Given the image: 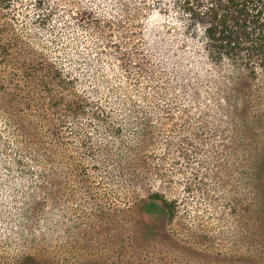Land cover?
I'll list each match as a JSON object with an SVG mask.
<instances>
[{
  "label": "rangeland",
  "instance_id": "rangeland-1",
  "mask_svg": "<svg viewBox=\"0 0 264 264\" xmlns=\"http://www.w3.org/2000/svg\"><path fill=\"white\" fill-rule=\"evenodd\" d=\"M138 2L144 14L136 22L146 17L161 29L177 22L176 7L159 6L172 0ZM178 37L201 66L211 63L195 48L200 31ZM73 50L79 65L97 68L80 53L83 45ZM214 71L224 72L218 65ZM250 80V115L230 126L215 111L196 110L190 119L155 113V157L129 173V144L86 118L67 119L55 141L66 155L52 168L27 156L19 163L14 135L0 119V264H264V182L256 173L264 165V68ZM100 82L102 91L123 93L115 79ZM206 120L223 128H206ZM155 190L179 201L172 240L141 238L139 212H116Z\"/></svg>",
  "mask_w": 264,
  "mask_h": 264
},
{
  "label": "trees",
  "instance_id": "trees-1",
  "mask_svg": "<svg viewBox=\"0 0 264 264\" xmlns=\"http://www.w3.org/2000/svg\"><path fill=\"white\" fill-rule=\"evenodd\" d=\"M159 6L178 10L170 29L146 17L136 22L144 14L138 0H0V119L14 135L19 163L25 164L24 156L50 167L60 162L66 154L55 141L68 118H86L94 130L129 144V173L155 157V113L190 119L196 110L215 111L230 118L221 120L229 126L250 115V78L264 68V0H172ZM192 29L201 32L195 48L211 59L207 65L178 37ZM77 44L98 69L77 63ZM102 77L115 79L123 93L102 91ZM131 101L134 107L127 105ZM206 128L223 127L207 122ZM256 173L264 182V165ZM179 207L178 199L155 190L116 212H139L141 238L172 240L169 224Z\"/></svg>",
  "mask_w": 264,
  "mask_h": 264
}]
</instances>
